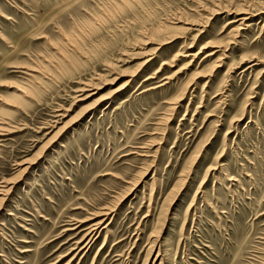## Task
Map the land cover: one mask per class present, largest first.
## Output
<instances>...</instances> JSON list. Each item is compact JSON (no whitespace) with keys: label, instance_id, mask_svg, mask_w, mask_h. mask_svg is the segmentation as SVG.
<instances>
[{"label":"rangeland","instance_id":"374dc122","mask_svg":"<svg viewBox=\"0 0 264 264\" xmlns=\"http://www.w3.org/2000/svg\"><path fill=\"white\" fill-rule=\"evenodd\" d=\"M123 1L0 0V264H263L264 0Z\"/></svg>","mask_w":264,"mask_h":264},{"label":"bare ground","instance_id":"6f19581e","mask_svg":"<svg viewBox=\"0 0 264 264\" xmlns=\"http://www.w3.org/2000/svg\"><path fill=\"white\" fill-rule=\"evenodd\" d=\"M249 19H250V15L247 12L237 10V14H235V19H232L231 21H229V23H233V27H232L231 31L234 32V33L239 34L240 33V30H242V29H244V28H246V27L249 26V24H248ZM186 24L188 25L189 23L186 22ZM190 25H193V24H190ZM186 29L190 30L189 27L186 28ZM197 31H198V33H201L203 30H197ZM64 35H66V34H64ZM72 35H74V34H72ZM76 35H78V33L75 34V36ZM68 40H69V35H68ZM216 43H220V42H214V44H208L206 46H203V47L199 48V50L197 52H193V54L190 51H186V53L184 55L183 54L182 55L184 57H192V58H194V57L197 56L198 53H200L201 51H203L205 48L207 49V47H210L211 48V51L209 53L207 52V54L204 57H209L211 55H215L217 52H219L221 50V49H219V47L222 46V45L220 46L219 44H216ZM222 55H223V52H222ZM218 60H220V59H218ZM217 64H216V61H215L214 64H213V66L211 68L215 69L216 67H218ZM86 86H89V85H86ZM86 90H87V88L84 87V88L79 89L78 91L85 92ZM90 95H91V93L86 94L84 97H79L78 99H84L86 97H89ZM2 130H3V128H2ZM25 169H26V167L23 168L24 171H25ZM10 183L12 184V182H10ZM6 184H7V182H6ZM9 187H11V186H9ZM9 187L6 188V190L5 189H3V190L0 189V195H3L4 196V197H2L3 200L5 199V196L7 195L8 191L10 190ZM1 203H2V201H1ZM113 211L114 210L113 209H110V208H102L98 212H94V213L90 214V216L88 218L84 219V220H75V222L73 223V226L70 228V230H74L76 228H79L80 226H82L84 224H88V225H86L85 227H82L80 229V230L84 231L83 232V236L75 243V246L76 247L74 246L73 248H71V250H73V251L76 249V252L73 254V256L71 258H74L76 256V254L78 252L82 251L83 249H86L87 250V248L92 244L91 242L93 241V239L96 238L101 233V231L106 228V226L108 225L109 220L112 217ZM80 243H82V245L77 247V245L80 244ZM263 264H264V262H263Z\"/></svg>","mask_w":264,"mask_h":264}]
</instances>
